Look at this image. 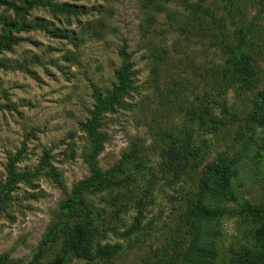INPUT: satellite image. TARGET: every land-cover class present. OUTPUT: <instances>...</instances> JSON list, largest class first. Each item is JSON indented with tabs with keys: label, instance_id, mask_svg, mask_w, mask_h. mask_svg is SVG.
<instances>
[{
	"label": "rangeland",
	"instance_id": "obj_1",
	"mask_svg": "<svg viewBox=\"0 0 264 264\" xmlns=\"http://www.w3.org/2000/svg\"><path fill=\"white\" fill-rule=\"evenodd\" d=\"M49 1L66 9H31V27L11 33L17 43L0 53V186L9 158L22 172L45 166L33 187H16L0 216V264H143L164 248L207 251L211 243L212 264H264V127L249 122L264 90V3H239L242 39L224 49L179 34L178 0ZM206 2L226 16L223 2ZM13 3L0 0V39ZM237 50L253 72L248 87L234 68ZM122 53L132 85L104 115L101 178L64 212L73 188L91 177L81 126L94 89L105 94L117 83ZM234 157L226 213L216 226L195 224L205 168ZM74 222L92 231L87 256L63 243Z\"/></svg>",
	"mask_w": 264,
	"mask_h": 264
},
{
	"label": "trees",
	"instance_id": "obj_2",
	"mask_svg": "<svg viewBox=\"0 0 264 264\" xmlns=\"http://www.w3.org/2000/svg\"><path fill=\"white\" fill-rule=\"evenodd\" d=\"M16 4H11L14 18L4 22L3 34L0 39V53L7 51L11 46L17 43V40L12 37L11 33H17L29 29L25 16L35 7H48L60 9L63 11L65 7L59 8L53 5L49 0H14ZM224 3L223 11L225 17H219L216 14V6H209L206 0H178L179 8L182 9L180 14H174V25L179 34L185 39H196L199 43H213L216 48H229L230 39L241 41L243 27L240 25L241 20L237 19L239 15L244 14L239 6L242 0H220ZM251 1L252 0H246ZM264 0H259L257 5L262 6ZM260 9L258 13H260ZM228 23L234 27L232 36L228 34ZM173 26V25H172ZM124 52V49H122ZM123 54V53H122ZM127 56L123 54L121 68L117 71V83L109 92L103 94L97 89H94L95 103L89 114L88 119L81 126L82 132L85 135L86 145L82 150V159L88 166L91 177L83 183H78L66 202L67 208L64 212L71 211L75 205L82 199L85 193L97 179L101 178L97 170V157L103 151L104 144L107 141L106 133L102 128L104 115L113 113L116 108L122 106V98L131 89V65ZM243 56L239 55V50L234 54L235 71L241 76L242 85L248 87V78L253 76L248 62ZM239 60V61H238ZM238 65V66H237ZM253 109L249 116V122L254 127H264V90L257 91L253 102ZM239 159V158H238ZM234 158H220L210 163L205 168V179L200 192V198L192 203L190 216L193 222L201 225L203 222L217 225L219 218L226 213V203L231 199L230 181L235 172L237 160ZM15 158H9L5 167L6 177L4 183L0 186V216L6 214L7 209L11 205V194L16 190L19 184L33 187V183L37 177L42 175L41 170L44 169L43 163L38 168L31 172H22L16 169ZM53 169L50 173L53 174ZM56 226L52 228V234L56 233ZM261 241L264 243V227L261 228ZM92 231L89 227L84 226L80 222H74L65 226L63 229V243L70 250L87 256L89 245L91 244ZM211 235V234H210ZM93 236V235H92ZM199 238V237H198ZM198 244V241L194 242ZM211 247L207 251L200 250L201 248L186 249L185 251H177L182 247L169 250L164 248L157 251V255L151 259H146L143 264H212L217 255V250ZM104 247L101 250L102 255L108 257L110 250Z\"/></svg>",
	"mask_w": 264,
	"mask_h": 264
}]
</instances>
